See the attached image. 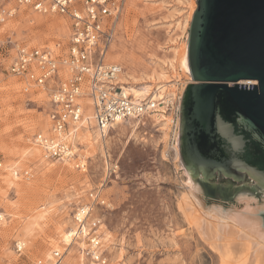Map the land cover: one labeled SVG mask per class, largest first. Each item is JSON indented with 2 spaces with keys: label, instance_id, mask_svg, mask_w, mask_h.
I'll return each mask as SVG.
<instances>
[{
  "label": "rangeland",
  "instance_id": "374dc122",
  "mask_svg": "<svg viewBox=\"0 0 264 264\" xmlns=\"http://www.w3.org/2000/svg\"><path fill=\"white\" fill-rule=\"evenodd\" d=\"M122 1L124 8L109 55L122 51L121 61L116 63L124 66V71L131 67L138 72L149 71L152 57L170 56L162 49L170 41L188 42L196 0ZM27 15L51 22L37 26L35 20L27 21L31 18ZM8 36L20 44L46 48L57 43L65 45L68 29L59 16L43 17L22 10L17 18L0 28V39ZM8 61H0L3 63L0 64V213L7 222L0 224V264H41L44 249L53 241L52 234L73 223L76 209L85 205L94 206V222L89 228L99 224L97 235L103 239L101 251L109 264H220L218 256L186 225L177 205L191 179L204 189L208 200L223 203L230 200L226 202L220 192L211 197L190 176L180 151L179 160H175L171 143L164 142L163 127L154 118L133 121L139 123L134 137L130 123L114 127L103 137L104 150L87 147L82 139L85 128L81 127L76 143L83 160L82 169L77 168L80 158L76 157L67 165L51 159L46 164L31 162L12 169L11 174L6 169L15 161L10 153L27 142L34 143L32 137L36 133H47L53 107L44 89L28 85L9 72ZM185 83L188 80L183 76L180 85ZM175 107L169 108L170 118H174ZM41 120L43 123L49 120L45 129ZM92 126L96 129L94 121ZM241 190L255 193L249 188ZM99 191L106 206L92 204L91 194ZM263 194L264 189L260 196ZM35 208L49 213L35 238L19 250L21 223ZM81 251L78 244L69 253L59 251L64 254L62 264H87L84 257L81 259Z\"/></svg>",
  "mask_w": 264,
  "mask_h": 264
},
{
  "label": "built area",
  "instance_id": "2783aa9c",
  "mask_svg": "<svg viewBox=\"0 0 264 264\" xmlns=\"http://www.w3.org/2000/svg\"><path fill=\"white\" fill-rule=\"evenodd\" d=\"M123 8L122 0H0V28L17 18L22 10L43 17L59 16L66 22L65 45L30 47L10 36L0 39V61H10L9 72L48 94L53 107L50 129L47 133H36L32 141L51 160L74 158L72 147L63 139L71 131L78 133L84 127L88 108L96 129L106 137L115 125L153 119L157 108L165 107L153 99L136 100L129 85L120 81L124 68L108 60ZM86 99L89 105L85 104ZM173 117L172 135L180 131L179 109ZM174 143L179 148V135ZM77 168L83 167L78 163ZM91 198L92 204L106 206L100 191L91 194ZM73 219L76 226L82 227L87 221L86 211L76 209ZM98 227L95 223L89 230L88 248L83 253L87 264H109L101 251ZM62 257L61 253L55 254L58 263Z\"/></svg>",
  "mask_w": 264,
  "mask_h": 264
},
{
  "label": "water",
  "instance_id": "95a60500",
  "mask_svg": "<svg viewBox=\"0 0 264 264\" xmlns=\"http://www.w3.org/2000/svg\"><path fill=\"white\" fill-rule=\"evenodd\" d=\"M188 37L191 83L182 95L179 150L190 176L211 197L226 201L240 189L263 193L264 184L242 171L264 172V0H196ZM257 82V85L239 84ZM243 119L237 124V117ZM250 128L234 163L222 136Z\"/></svg>",
  "mask_w": 264,
  "mask_h": 264
},
{
  "label": "bare ground",
  "instance_id": "6f19581e",
  "mask_svg": "<svg viewBox=\"0 0 264 264\" xmlns=\"http://www.w3.org/2000/svg\"><path fill=\"white\" fill-rule=\"evenodd\" d=\"M194 9L193 7L191 13H189L191 16ZM28 16L30 15H27V17ZM32 20H35L37 26L48 25L51 22L48 19L43 20L33 17H31L30 20L27 19L29 22ZM55 24L59 25L57 22ZM62 25L64 26V24ZM122 40L124 41V39ZM123 41L121 42L123 43ZM170 42L171 44L166 48H162L166 49L164 53L169 54V57L166 55H164L163 58L152 57L149 64L150 70H146V72H138L139 70L136 71L137 69L134 70L132 67L131 69L127 68L128 71H124L120 81L129 85V92L136 100L153 99L154 101L161 102L160 104H165V107L159 106L157 108V113L152 115V117L158 125L163 127L162 131L165 134L164 142L171 143L174 158L178 161L180 150L174 142L180 131L177 133V136L176 132L174 135L171 134V124L174 118L168 116V111H170V106L174 105L176 106V111L177 109L181 111L182 95L185 91L186 84L189 82L191 83L192 79L189 69L188 42H183L182 44L176 40ZM115 51H117V49H115ZM121 55L122 51L111 53L108 60L118 63ZM183 76L187 77L188 83L180 85ZM239 84H244L245 86L247 84L248 87H250V85H257V82L244 81ZM85 104L89 105L90 101L86 99ZM167 106H169V108H167ZM40 122L43 125L42 129H45L49 120L46 121V123H43L42 120ZM132 122L133 121H129L128 123H130L129 125L132 128V135L134 137L136 136L139 123L133 124ZM83 125L85 129L82 134V139L87 144L86 146H97L99 149L104 150L106 145L105 139L101 133L92 126L91 108L85 111V121ZM116 126L118 125L114 127ZM169 126H171L170 129ZM78 133H72L71 131V133L67 134L63 139L66 145L72 147V154L75 155L74 158L81 157L78 153L79 148L76 143L79 136ZM5 149L7 150V147H5ZM168 151L169 149L167 148L166 152ZM10 155L12 158H15L14 163L6 168L10 173L12 169L25 167L31 162L46 164L48 162L47 160H50L45 156L41 146L29 142L22 145L19 150H12ZM74 158L62 159L60 162L67 165L70 163L71 159ZM79 163L83 166V160H81V158L79 159ZM184 190L185 192H183L179 198L177 205L178 211L186 225L197 233L201 241L218 256L220 264H264V194L260 196V194L256 192L241 190L237 192L233 201H226L227 203H223L219 200L210 201L206 198L204 189L194 184L192 179L189 181V187ZM80 209H84L87 213L86 223L82 227H78L75 225V222H69L67 225H62V228H58L51 236L53 241L43 251L41 264H62L63 257L58 263L55 254L57 252L59 253V251L64 252V254L69 253L70 248L76 244L80 245L82 249L80 255H83L88 246L89 225L91 221L92 223L94 222V219H92L94 206L85 205L84 207H80ZM32 211V215L21 223L22 240L17 244L19 250H22L30 240L35 238L38 230L43 227L42 224L46 219V215L49 213L48 210L39 211L37 208ZM96 219L98 218L96 217ZM5 220V215L0 213V224L6 225L7 222H5ZM102 240L103 239L100 238L101 244ZM83 257L84 255L81 256V259H83Z\"/></svg>",
  "mask_w": 264,
  "mask_h": 264
},
{
  "label": "clouds",
  "instance_id": "9594fccd",
  "mask_svg": "<svg viewBox=\"0 0 264 264\" xmlns=\"http://www.w3.org/2000/svg\"><path fill=\"white\" fill-rule=\"evenodd\" d=\"M243 117H237V124ZM226 126L232 129L230 135H223L221 138L223 140L224 146L226 148L227 153L230 157H235L234 163H243L239 158L243 156L246 145L248 143V138L244 136V131H249L251 133L252 139L259 140L260 137L255 133L252 132L250 128H243L241 131H236L235 126L231 124V122H225ZM242 171L251 175L252 179L256 180L257 182L264 184V172H260L257 169H252L247 165H244Z\"/></svg>",
  "mask_w": 264,
  "mask_h": 264
}]
</instances>
